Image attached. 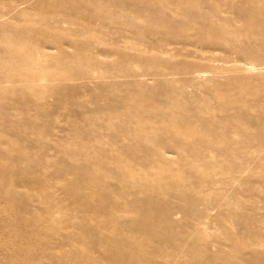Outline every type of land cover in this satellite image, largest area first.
<instances>
[{
    "label": "rangeland",
    "instance_id": "1",
    "mask_svg": "<svg viewBox=\"0 0 264 264\" xmlns=\"http://www.w3.org/2000/svg\"><path fill=\"white\" fill-rule=\"evenodd\" d=\"M0 264H264V0H0Z\"/></svg>",
    "mask_w": 264,
    "mask_h": 264
}]
</instances>
